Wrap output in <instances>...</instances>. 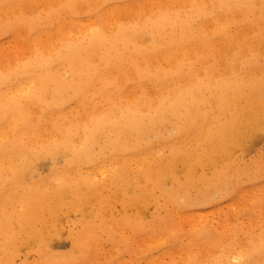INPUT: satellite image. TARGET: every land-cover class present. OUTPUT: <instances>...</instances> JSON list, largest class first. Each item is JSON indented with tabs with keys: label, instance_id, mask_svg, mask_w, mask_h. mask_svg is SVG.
I'll list each match as a JSON object with an SVG mask.
<instances>
[{
	"label": "bare ground",
	"instance_id": "obj_1",
	"mask_svg": "<svg viewBox=\"0 0 264 264\" xmlns=\"http://www.w3.org/2000/svg\"><path fill=\"white\" fill-rule=\"evenodd\" d=\"M6 29L0 264H264V0H0Z\"/></svg>",
	"mask_w": 264,
	"mask_h": 264
},
{
	"label": "rangeland",
	"instance_id": "obj_2",
	"mask_svg": "<svg viewBox=\"0 0 264 264\" xmlns=\"http://www.w3.org/2000/svg\"><path fill=\"white\" fill-rule=\"evenodd\" d=\"M8 30H11V29H6L5 31H0V36L3 37L2 39H0V42L8 43L11 46H13V45L16 46V41L12 38L13 34H11V35L6 34ZM21 52H23V51H21ZM23 54L24 53H21L20 55H23ZM261 148L262 149L264 148V144L261 146ZM261 148H259L257 150V153H258V151H260ZM253 154H256L255 149L253 150ZM222 211L229 213L230 208L228 206H223ZM256 232H259V230H256ZM53 246H54L55 250L64 251V250L68 249L69 241L67 239H63L61 241H58L57 243H54ZM109 247H110V245L106 244V251L107 252L109 251ZM33 257H35V254L32 256H29L30 259H32ZM126 258H128V255H126ZM21 259H25V256H22Z\"/></svg>",
	"mask_w": 264,
	"mask_h": 264
}]
</instances>
